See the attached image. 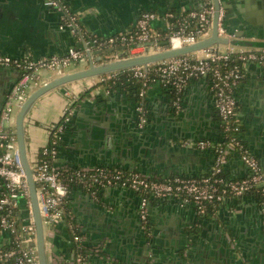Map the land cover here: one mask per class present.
<instances>
[{
    "label": "crops",
    "instance_id": "1",
    "mask_svg": "<svg viewBox=\"0 0 264 264\" xmlns=\"http://www.w3.org/2000/svg\"><path fill=\"white\" fill-rule=\"evenodd\" d=\"M65 1L69 10L77 15L80 30L85 35V39L90 36L106 37L128 31L144 10H153L161 15L170 11L180 14L190 8H198L206 2V0ZM43 3V0H0V54H9L13 58H22L27 55L39 58L54 54L63 55L71 46L84 44V39L77 31H73L71 26L64 25L63 13ZM221 5L225 8L224 26L226 29V34L222 36L232 39L237 36L235 34H241L240 39L246 41V44L219 42L215 45L221 48H233L236 51L263 49L264 0H222ZM154 26L163 29L164 21L159 19L154 22ZM212 33L213 29L208 37ZM189 54L203 55V51L200 49ZM103 59L101 63L104 64L127 59V57L115 59L111 55H106ZM88 67L85 61H78L66 68L64 73ZM10 70L0 74L1 84H8L20 75V70L17 68ZM47 71L42 73L41 79L33 85V90L61 76L56 72ZM244 72V77L235 91L238 103L237 118L242 126L241 135L244 142L264 164V133L261 132L264 124V65L248 61L244 65ZM111 74L112 71H109L69 81L49 90L50 92L47 91V94L44 93L47 97L43 98L44 94H42L35 100L24 119L25 141L30 161L49 142L52 127L60 121L68 109L70 110L68 121L70 123L69 126L66 125L60 142L59 162L72 166L110 163L113 158L109 154L111 150H100L88 143L90 141L88 134L91 132L88 131L90 124L94 123L99 133L104 130L100 124H97L99 121L92 116L95 110H101L98 106L105 100L108 103H114L118 120L122 126L121 132L131 133L134 137L137 132L135 107L140 99L136 85L124 82H118L112 87L110 93H106L104 87L107 88L110 85V80H102V78L110 77ZM145 100L150 108L148 110L151 118L147 129L148 136H156L155 126L161 127L166 122L170 106L175 104L178 111L182 110L179 119L182 124L178 128L186 130L187 134L193 136L191 141L208 139L214 143L223 142L225 136L215 106L211 77H194L181 91H174L155 82L147 90ZM203 118L208 121V132L201 134L205 136L200 138L198 134L192 132L194 130H191L190 126L196 120L201 121ZM78 128L83 129L82 138L77 134ZM193 143H187L188 147L195 149L191 155L192 164L188 170H182V173H176L173 170H169L168 173H159L146 164L136 166V161L131 158L118 156V159L122 161L119 163L125 167L147 168L146 171L160 174L163 177L176 174L200 176L213 169L216 163V152L212 146L200 148ZM29 150L32 156L29 155ZM161 169L164 170V168ZM224 170L231 178H242L249 174L247 164L237 151L230 152ZM1 191L2 185L0 184V194ZM68 203L69 208L85 225L90 242L102 238L106 231L110 232L106 227L108 222L104 213L105 210L115 211L124 227L118 230L119 233L109 234L110 236L106 238L107 249L126 263L128 258L120 250L117 241L120 235L124 240L129 241V233L137 224L140 225V194L130 188L112 185L103 187L95 196L91 191L74 185L68 195ZM28 210L27 198L20 197L18 214L24 217ZM148 222V226H151L154 233L152 246L150 242L148 246V253H153L151 256L153 264H167L162 249L175 247L178 243L176 235H183L184 232H180L182 229L188 231L191 228H195L190 238L195 241L191 244L195 251L205 245L212 246L216 250H225V235L229 233L238 240L240 247L238 251L243 263L264 264V204L255 192L241 196H227L217 204L213 212L209 213L200 212L195 202L186 201L178 195L162 198L152 196L149 202ZM60 226L62 234L58 237L59 247L71 255L74 247L73 242L66 239L67 226L65 224H60ZM5 239V234H0V245ZM149 260L147 262L146 259L131 260L130 263L148 264ZM92 264L108 263L95 255L92 257Z\"/></svg>",
    "mask_w": 264,
    "mask_h": 264
},
{
    "label": "built area",
    "instance_id": "2",
    "mask_svg": "<svg viewBox=\"0 0 264 264\" xmlns=\"http://www.w3.org/2000/svg\"><path fill=\"white\" fill-rule=\"evenodd\" d=\"M44 4L63 13L64 25L77 31L84 44L71 46L66 54L34 57L27 55L13 58L0 54V65L13 66L20 70L21 77L7 94L0 111V234L6 239L0 245V264H40L38 232L33 211L27 172L23 164L16 133L15 107L19 108L33 91V85L41 79L42 69L64 75L66 68L78 61H85L89 67L102 64L104 59L96 52L103 47H114L111 57L132 58L164 49L180 48L206 39L213 29L216 5L214 0L183 13L173 11L161 15L153 10L140 13L134 26L128 31L110 36H90L85 39L81 32L78 17L72 13L65 0H43ZM218 13V34H226L224 26L225 8L220 5ZM162 19L164 28L158 29L154 22ZM167 40L166 45L160 41ZM153 44H149V42ZM124 46V49L119 47ZM165 48H162V47ZM203 55L189 53L149 61L122 69L113 70L110 85L105 88L110 93L124 77L127 81L138 79L137 110L141 121L146 120V93L149 87L159 82L174 91H181L190 79L209 76L215 95V106L220 118L225 144L201 139L194 142L200 148L214 147L216 163L213 169L200 176L176 174L163 177L160 174L137 169H127L116 165H79L60 163L59 147L69 121L66 110L63 117L52 127L49 142L29 160L36 182L39 209L44 227L45 255L47 264H92V257L98 256L108 264H133L123 262L107 249L106 238L89 241L86 227L71 209L63 205L68 201L72 186L77 185L97 196L106 186L118 185L130 188L140 194L139 215L143 227H147L149 202L152 196L167 197L178 195L192 201L202 213H209L210 205H217L227 196H241L255 192L264 204V164L244 142L242 126L237 118L236 88L244 77V65L255 61L264 65V48L260 50L236 51L210 45L202 48ZM121 52H125L121 56ZM191 53V52H190ZM103 59V60H102ZM223 140V141H224ZM231 151H237L247 164L249 174L242 178L229 177L224 166ZM27 198L29 210L24 217L18 214L20 197ZM60 224L67 226L66 239L73 242L76 257L73 259L59 247L58 237L62 234ZM70 234L72 238H70ZM65 235V234H64ZM228 240L232 236L227 233ZM233 246V244H232ZM72 251V252H73ZM148 264H153L150 258Z\"/></svg>",
    "mask_w": 264,
    "mask_h": 264
},
{
    "label": "water",
    "instance_id": "3",
    "mask_svg": "<svg viewBox=\"0 0 264 264\" xmlns=\"http://www.w3.org/2000/svg\"><path fill=\"white\" fill-rule=\"evenodd\" d=\"M222 0H214L216 5V14L214 17L213 24V33L210 37L206 39H202L197 43L186 45L180 48H170L164 49L157 53H151L147 55H142L138 57H132L127 59H122L119 61H113L108 63H102L97 66H90L86 69L74 71L71 73H66L61 75L41 86L36 88L31 92L26 101L20 107L17 118H16V133L18 137L19 148L21 152V156L23 159V164L25 166L27 172V178L30 187V194L32 199L33 211L37 226L38 232V246H39V256H40V264H47L46 255H45V240H44V227L41 219L40 209H39V201L37 196V187L36 182L33 177V172L31 168V164L27 154L26 141H25V129H24V119L25 116L30 109L31 105L35 102V100L45 92L55 87H58L62 84H65L69 81L80 79L84 77H89L93 75H98L102 73H106L109 71L122 69L125 67L154 61L166 57L181 55L190 53L196 50H200L210 45H214L219 42L229 43L232 42L234 44H246V41L240 39L241 34H235L234 38L223 37L218 34V13ZM44 4V3H43ZM45 5V4H44ZM47 6V5H46ZM50 7V6H48ZM52 8V7H50ZM231 35H234L233 32H230ZM162 45L167 44V40L160 41ZM149 44H153V42H149ZM125 47H119V49H124ZM114 47L107 48V51H114ZM96 52H101V49H98ZM121 56L125 55V52L120 53ZM8 69L15 70L16 68L13 66H4L0 65V74L6 73ZM21 74L11 81L8 84L0 83V111L6 100L7 94L12 90L15 83L19 80ZM102 105V106H101ZM101 110H95L94 115L92 116L95 120L99 122L102 129V133L97 132L98 129L95 128V124H90L89 126V144L95 145L98 149H106L111 150L109 153L113 156L110 163H100L105 165H116L118 167H125L119 157H127L136 161V166L141 165H149L153 167V170L156 172H170L169 170H173L176 173H182V170H188L189 166L192 164L191 161L193 158L191 155L194 153V148L188 147L187 143L190 139H193V136H190L186 133V130L179 129L181 118V111H178L177 105H171L169 113L167 114L166 122L161 125V127L155 126L157 128V133L155 137L148 136V124L151 121L150 111L147 106L146 120L141 121L139 118V112L137 110V106L135 107L137 113V132L134 137H132L131 133L125 134L122 133L120 128L122 127L120 121L118 120V115L116 112V108L114 107V103H108L107 100L101 103ZM150 109V108H149ZM75 113V111H74ZM73 113V114H74ZM183 115V113H182ZM208 121L206 119H202L201 121L196 120L193 125L190 126L191 130H194L195 134H198L199 137H203L208 132ZM68 122V126H69ZM198 130V132H195ZM261 132L264 133V124L262 125ZM78 136L80 138L83 137V129L78 128ZM186 141V145H185ZM94 146V147H95ZM194 147V146H193ZM118 161V162H117ZM190 162V163H189ZM137 168V167H136ZM161 168H164L162 170ZM128 169H133L128 168ZM137 169H141L142 171H146V169L138 167ZM191 176V175H190ZM107 216V218H106ZM104 217L106 218L110 232H105L102 238H107L114 233H119L122 227L121 219L115 214V211L107 212L105 210ZM149 224V222H148ZM147 227H143L142 222L140 221V225L137 226L129 233V241H126L119 236L117 243L119 244L120 250L123 252L125 256H127L126 262H130L131 260H142L146 259V262L151 258L153 253L149 252V242H153V229L149 225ZM195 228H191L188 231L182 229L180 232H184L183 235H176L178 238V243L175 247L171 249H162V252L165 254L167 264H245L243 263L242 256L238 254V249H240L238 245V240L232 237V240H228L226 236V242H224L225 250L220 249L216 250L212 246L205 245L200 248L198 251H195L191 244L195 241L191 240V232L194 231ZM180 234V233H179ZM89 235V234H88ZM195 236V234H194ZM70 238L72 235L70 234ZM101 239V238H100ZM149 240V241H148ZM190 240V241H189ZM233 244V246H232ZM263 251V249H261ZM261 252V251H260ZM73 259L76 257L75 251H73L70 255Z\"/></svg>",
    "mask_w": 264,
    "mask_h": 264
},
{
    "label": "trees",
    "instance_id": "4",
    "mask_svg": "<svg viewBox=\"0 0 264 264\" xmlns=\"http://www.w3.org/2000/svg\"><path fill=\"white\" fill-rule=\"evenodd\" d=\"M107 48L109 47H103L101 52H100V55L101 57H105L106 55L108 54H111L112 52H109L107 51ZM103 60V59H102ZM120 82H124V83H127V84H132V85H136V88L137 90H139L140 86H141V81L138 80V79H134V80H131V81H127L124 77L122 78V80L119 81ZM51 136V135H50ZM51 139V138H50ZM227 138L223 141V144H225L227 142ZM217 205H210V208H209V212H213L215 210ZM63 207L66 209H68L70 207V204L68 203V201L63 205ZM70 209V208H69Z\"/></svg>",
    "mask_w": 264,
    "mask_h": 264
},
{
    "label": "rangeland",
    "instance_id": "5",
    "mask_svg": "<svg viewBox=\"0 0 264 264\" xmlns=\"http://www.w3.org/2000/svg\"><path fill=\"white\" fill-rule=\"evenodd\" d=\"M162 48H165V47L163 46ZM41 71H42L43 74H44L45 72H48L47 69H42ZM55 88H56V87H55ZM53 89H54V88H53ZM34 90H35V89H34ZM50 90H52V89H50ZM48 91H49V90H48ZM49 92H50V91H49ZM45 93H46V92H45ZM47 93H48V92H47ZM47 93H46V94H47ZM46 94H44L45 96L43 95V98H44V97H47ZM18 108H19V105H17V106L15 107L14 115L18 112ZM29 155L32 156L30 150H29ZM30 156H29V157H30Z\"/></svg>",
    "mask_w": 264,
    "mask_h": 264
},
{
    "label": "flooded vegetation",
    "instance_id": "6",
    "mask_svg": "<svg viewBox=\"0 0 264 264\" xmlns=\"http://www.w3.org/2000/svg\"><path fill=\"white\" fill-rule=\"evenodd\" d=\"M238 254H239V252H238Z\"/></svg>",
    "mask_w": 264,
    "mask_h": 264
}]
</instances>
